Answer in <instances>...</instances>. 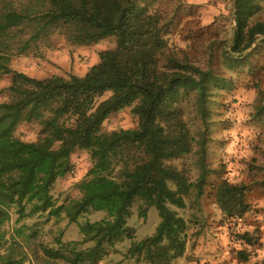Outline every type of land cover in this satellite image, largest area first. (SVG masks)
<instances>
[{
  "label": "trees",
  "instance_id": "1",
  "mask_svg": "<svg viewBox=\"0 0 264 264\" xmlns=\"http://www.w3.org/2000/svg\"><path fill=\"white\" fill-rule=\"evenodd\" d=\"M263 5L232 0L236 29L224 58L235 67L249 63L264 42V22L251 23ZM52 35L74 47L114 37L116 47L100 52L82 77L37 79L11 67L15 55L37 50L44 40L49 46ZM169 37L162 16L140 0H0V79L11 77L8 98L0 102V264H100L135 239L128 218L136 203L142 216L155 207L160 223L153 235L132 243L129 258L176 264L185 257L188 221L173 208L183 210L189 199L198 203L204 196L213 173L206 146L215 127L208 102L230 81L179 55ZM130 107L136 127L102 131L112 115ZM193 113L204 130H193ZM258 114L264 121V100ZM24 123L40 126L35 142L16 136ZM196 146L200 172L193 181L190 170L174 163ZM77 150L89 153L92 166L78 186L80 196L59 203L53 188L73 173ZM213 188L226 219L251 211L245 186L223 179ZM102 211L107 218L80 226L81 242H64L60 235L49 246L40 240L39 224L21 225L45 215L76 223ZM88 243L93 246L80 249Z\"/></svg>",
  "mask_w": 264,
  "mask_h": 264
},
{
  "label": "rangeland",
  "instance_id": "2",
  "mask_svg": "<svg viewBox=\"0 0 264 264\" xmlns=\"http://www.w3.org/2000/svg\"><path fill=\"white\" fill-rule=\"evenodd\" d=\"M143 2L148 3L151 11L162 16L165 30L170 34L169 42L179 55L186 56L202 68H210L230 81L229 88L213 90L212 96L215 97L208 102V120L215 127L209 132L206 146V166L213 173L204 188V196L198 203L193 198L189 199L183 210L173 208L188 221L186 255L176 264H264V121L258 114V107L264 100V42L250 57L249 63L235 67L224 58L236 29L232 0H140V3ZM256 22H264V5L251 20L252 24ZM46 42H39L38 49L31 53L15 55L12 61L23 58L35 64L38 63L37 59L47 58L48 52H60L68 47L71 60H74L76 47L67 44L64 37L52 35L49 46H45ZM93 47L97 54L114 49L116 39L108 38ZM78 58L83 65L89 61L84 55ZM51 65L55 68L50 75L60 72H66V77L71 75L66 65ZM36 67L43 66L38 63ZM10 81V76L0 79V102L8 98ZM131 111L132 107L112 115L102 131L111 133L136 127L137 119ZM195 116L193 113L189 117L191 123L197 124L193 130H204L203 124ZM39 131L38 124L24 123L15 134L24 141L35 142ZM198 149L196 146L194 154L174 163L190 170L193 181L200 172ZM72 162L73 173L60 179L53 188V196L59 203L80 196L78 186L92 166L89 153L85 150H77ZM223 179L247 188L246 201L251 211L240 219H226L216 203L213 187ZM141 207V203H136L128 218V226L135 229V239L118 245L100 264H147L142 258L132 259L127 255L132 243L153 235L160 223L155 207L149 208L146 216L140 214ZM105 218L107 213L103 211L82 215L76 223H69L65 217L56 221L45 215L25 220L21 225L39 224L40 240L52 246L54 237L60 235L64 242H81L83 235L80 226ZM16 219L13 212L8 230H12ZM244 235L247 241L242 239ZM92 246L93 243H88L81 245L80 249Z\"/></svg>",
  "mask_w": 264,
  "mask_h": 264
},
{
  "label": "crops",
  "instance_id": "3",
  "mask_svg": "<svg viewBox=\"0 0 264 264\" xmlns=\"http://www.w3.org/2000/svg\"><path fill=\"white\" fill-rule=\"evenodd\" d=\"M72 48V47H71ZM70 47L66 49H62L60 52H48V56L45 59H37L38 63L42 64L43 67H36L35 63L33 64L28 62V60H23V58H20V61H12L14 65L11 67L19 72L26 73L27 75L37 78V79H44L53 75H60L66 77V72H60V74H52L50 75L52 69L55 68V66L51 65V63H54L56 65H66L68 68V72L71 75H76L79 77L84 76L90 67L98 63L99 57L98 54L95 52L93 46L89 47H76L75 53H74V60H71V55L69 53ZM79 55H84L89 59L86 65H83L79 62ZM21 56V55H20ZM91 61V62H90ZM11 62V63H12ZM86 62V61H85ZM16 64V65H15ZM41 66V65H40ZM66 75V76H65Z\"/></svg>",
  "mask_w": 264,
  "mask_h": 264
},
{
  "label": "water",
  "instance_id": "4",
  "mask_svg": "<svg viewBox=\"0 0 264 264\" xmlns=\"http://www.w3.org/2000/svg\"><path fill=\"white\" fill-rule=\"evenodd\" d=\"M235 17V16H234Z\"/></svg>",
  "mask_w": 264,
  "mask_h": 264
}]
</instances>
